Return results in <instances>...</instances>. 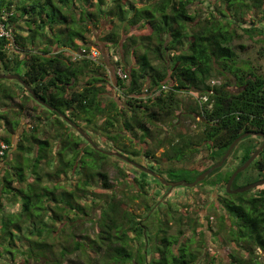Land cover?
Wrapping results in <instances>:
<instances>
[{"label": "trees", "instance_id": "trees-1", "mask_svg": "<svg viewBox=\"0 0 264 264\" xmlns=\"http://www.w3.org/2000/svg\"><path fill=\"white\" fill-rule=\"evenodd\" d=\"M196 3L202 1L0 0V22L11 29L13 42L0 38V74L17 75L25 84L0 79V144L6 145L0 155V258L24 264H215L199 216L183 217L162 203L169 188L161 197L151 194L159 181L135 168L133 196H118L103 171L110 157L60 117L90 131L108 151L128 160L148 158L154 165L148 167L170 181H194L244 132L264 136V74L248 62L238 65L233 47L241 33L264 44V0H214L203 16L190 12ZM94 40L120 51L117 65H127L126 80L114 76L113 82L105 61L75 57ZM258 55L264 56V45ZM224 74L232 77L233 90L227 82L210 85ZM162 85L169 89L156 97L144 93ZM180 94L198 96L185 115ZM201 96L207 101L199 104ZM25 115L37 124L17 133ZM182 118H190L196 131L158 139L161 125L174 128ZM42 122L50 131H40ZM44 131L48 136L38 137ZM249 137L197 184L219 193L223 214L216 230H208L214 243L229 247L228 264H263L264 185L236 194L225 190L232 172L263 142ZM232 160L237 166L230 168ZM251 166L264 178V148ZM249 167L231 189L244 186L237 182ZM118 174L117 185L130 187L127 173L118 168ZM60 176L75 183L65 190L56 182ZM133 200L142 203V215L131 210Z\"/></svg>", "mask_w": 264, "mask_h": 264}, {"label": "rangeland", "instance_id": "rangeland-1", "mask_svg": "<svg viewBox=\"0 0 264 264\" xmlns=\"http://www.w3.org/2000/svg\"><path fill=\"white\" fill-rule=\"evenodd\" d=\"M198 1L199 2L202 1V3L201 4L200 3L193 4L190 6L189 9H190V12L196 11L197 15L203 16L204 14H206V11L208 9H211V7L209 8V6H210L209 4L212 3L214 0H198ZM243 27H247V26H243ZM238 32L241 33L240 30H238ZM23 35H25L24 32H23ZM260 39L261 38L258 36H255L253 39H249L246 35L241 33L240 38L233 42V47L236 48V51L238 53V65H244L246 62H248L249 64H251V66L255 67L256 69L259 70V72L264 74V56L258 55L259 48L262 47V45H264V44H261L258 42ZM95 45H97L103 51V54H104V60L103 61H105V62H107V64H109V66L107 68V75L110 76L111 80L114 82L115 77L112 73L113 66L111 65V61L108 59L106 52H107V50L113 51L116 55L120 56V51L119 50L117 51L115 48L106 49L103 44L98 42V40H94V46ZM239 45H243L245 47L244 51H239V50H241V49L237 48ZM122 65L127 66L124 63H122ZM109 72H110V74H109ZM222 82L229 83L231 90H233V88H232L233 87V79L228 74H224V76H213L209 83L211 86H217V85H220ZM110 95H112V96L116 95V90L110 89ZM189 97H190V95L180 94V98L182 100L180 112H182L184 115L186 113L185 108H187L189 104H191V105L195 104V100L197 99L198 96H197V94H194L193 96H191V97H193V99H190ZM36 124L37 123L34 121V119L31 116L25 115L21 119V128L18 130L17 133H19L21 131V129H24V130L29 132L30 128L34 127ZM39 128H40V131H43L42 129H46L45 131H50V130H47L48 127H46L45 122H42V124L39 125ZM160 128H161V131L163 133L162 137L164 139H169L170 136L173 135L174 133H180V132H183L184 130L187 131V133H188V131H190V132L196 131L195 123L190 118L180 119L174 128L171 126V124L161 125ZM45 131L43 132V134L38 133V137L44 138V137L48 136V132H45ZM83 131L93 141V143L96 141L100 142L99 143L100 149H102V147H103L108 151V145L104 141L99 140L98 138H96V136H94V138H92V136H91L92 133L88 130H83ZM0 133H2V129H0ZM53 134H54L53 132L50 133L51 136H53ZM72 137L76 138L75 135ZM250 137L252 138V136H250ZM250 137H249V139H250ZM251 140H253V139H251ZM11 141H12V145L8 149L9 157H11L13 152H14V147H15V144L17 141V135L16 134L12 137ZM53 142L54 141L51 140V143H53ZM153 143L150 144V146H152ZM240 143H241V141L238 142V145ZM153 146L154 147L157 146V143H154ZM159 153H160V151L157 153V155ZM108 157H110V158L105 159V161H103V162H105L104 167H103V171L107 174L108 184L110 186L112 185L113 188L117 189L118 196H119V194L120 195L123 194L128 198L132 197L134 194V190H135L134 188L137 186V184L133 181V177L134 176L137 177V174H135L131 170L132 167L129 164L125 163L124 161L117 159L116 157H113V156H108ZM133 161H135L139 164L149 163V159H147L145 157H140L137 159L134 158ZM0 166H1L0 167V174H1L3 172L2 170L4 168V166L1 164V162H0ZM235 166H237V162L235 160H232V164L229 167L232 168ZM118 168L123 169L127 173V176H125V177H126L127 182L131 184L130 187H127L125 185V183H123L121 185H117V180L119 179L118 176H120L118 174ZM261 175H262L261 173H259L256 169L253 168V166H251V167H249V169L245 173H243L241 175L237 184L238 185H244V186L248 185V184L253 183L255 181L261 180V178H259ZM60 177L61 178L58 179L56 182L60 183L62 185V188L65 190L68 189V186L71 183H75V181L72 179H68V178H65L63 176H60ZM164 179L166 181H170V180H167L166 176ZM262 179H264V178H262ZM153 183L158 184L157 182H153ZM48 184H49V186H51V183H48ZM132 185L134 186V188ZM99 187H101L100 183H99ZM150 191H151L150 192L151 194L153 192L158 191V193H159L158 195L161 196L162 193L166 191V188L160 187V186L155 188V186H153V189H150ZM58 192L60 194V191H58ZM59 194H57V195H59ZM218 194L219 193L217 191H214L213 187L210 186L208 183L200 185V186L196 185L193 188H186L184 186H179V187H175L173 189H169L168 193L163 198H161L160 201L163 203L166 200V202L173 207L172 210L173 211L177 210L178 213L183 217L184 216H197V217L199 216L200 222L204 226L206 243H207L208 248L210 249L209 253L214 252L217 255L216 260H215V264H228L227 253L230 251L229 247L225 246L224 244L222 245L220 242H217L216 240L214 243V236L212 234V231H215L217 226L219 225L218 216L220 214H223V212H221L219 210V208H217L218 204L216 203V199H217ZM85 201H86V203H88L90 205L93 203L91 198H88V200H85ZM2 203L6 207V209L9 208V204L7 203V201L5 199L2 200ZM82 203H83V201L80 202V204H82ZM129 205H130L131 210L134 213H136L137 215L143 214V206H142V203L140 201L133 200V202H131ZM165 207H167V206L165 205ZM94 215L96 216V214H94ZM80 223L83 224V222H80ZM209 225L212 226L211 232L208 230ZM82 227L84 229H88V228H90V225L86 224V225H83ZM174 231H176L175 228H174ZM258 253L260 255L261 262L264 264V254L261 253L260 251ZM6 258L9 259V256H7ZM6 258L5 259L0 258V264H24V262L19 261V259H16L14 262L9 263V261L6 260ZM30 264H35V263H30Z\"/></svg>", "mask_w": 264, "mask_h": 264}, {"label": "water", "instance_id": "water-1", "mask_svg": "<svg viewBox=\"0 0 264 264\" xmlns=\"http://www.w3.org/2000/svg\"><path fill=\"white\" fill-rule=\"evenodd\" d=\"M0 79L2 80H14L17 81L19 84H21L22 86H25L24 82L17 76L14 74H0ZM61 119L67 123L68 126H70L71 128H73L93 149L97 150L98 152L107 155V156H114L117 158H120L121 160H124L126 162H130L126 157L122 156L121 154H119L118 152L115 151H107V150H103L100 149L99 147H97L93 141L84 133V131L76 124H73L68 118H66L65 116L61 115L60 116ZM248 136H255V137H261L263 139V142L261 144V146L252 153V155L243 163V165L237 167L232 174L230 175L227 183H226V187L225 190L227 193L230 194H236V193H243L246 192L248 190L260 187L264 185V179L255 181L253 183H250L246 186L237 188V189H231V185L233 180L235 179V177L243 172L244 170H246L249 165L257 158V156L261 153V151L264 148V136L261 133H256V132H244L241 135H239L236 139H234L232 141V143L229 145L228 149L226 150V152L224 153V155L222 156L221 160L212 165L211 167H209L207 170H205L203 173H201L200 175H198L194 181L192 182H186L184 180L181 181H166L164 178L154 174L153 172L147 170L146 168L142 167L141 165H138L134 162H130L134 167H136L139 170L148 172L150 174H152V176L154 178H156L163 186L168 187L169 189H173L175 187H179V186H184L186 188H193L194 186H196L198 183L202 182L212 171H214L217 168H220L225 161L227 160V158L229 157L230 153L232 152V150L234 149V147L238 144L239 141H241L242 139H244L245 137Z\"/></svg>", "mask_w": 264, "mask_h": 264}, {"label": "built area", "instance_id": "built-area-1", "mask_svg": "<svg viewBox=\"0 0 264 264\" xmlns=\"http://www.w3.org/2000/svg\"><path fill=\"white\" fill-rule=\"evenodd\" d=\"M3 37L9 41L10 45H13L11 29L3 25L0 22V38H3ZM75 57H77L78 59L84 58L96 64L101 63V61L104 60V54L102 53V51L99 48L94 47V46H91L88 49H85V48L81 49V51L77 53ZM107 57L111 61V65L113 66V69H112L113 75L122 80H126L128 78V75L125 69H123L122 65H117V63L120 61V57L116 55L113 51H108ZM168 89H169L168 86L162 85L160 88L154 87L153 89H150V90H148V88H145L144 93H147L151 97H156L160 95L161 91H167ZM205 100L206 98L202 97L199 99V102L205 101ZM5 149H6V145L1 143L0 144V155H3Z\"/></svg>", "mask_w": 264, "mask_h": 264}, {"label": "flooded vegetation", "instance_id": "flooded-vegetation-1", "mask_svg": "<svg viewBox=\"0 0 264 264\" xmlns=\"http://www.w3.org/2000/svg\"><path fill=\"white\" fill-rule=\"evenodd\" d=\"M202 97H205L206 98V100L205 101H207V96H201L200 98H202ZM200 98H198V103H199V99ZM205 101H203V102H205ZM200 104V103H199ZM196 121H199V118L198 117H196ZM162 135H163V133H161V136H159V140H163L164 138L162 137ZM150 144H152V143H150ZM153 145H154V143H153ZM141 157H143V156H141ZM140 158V157H139ZM148 159V158H147ZM130 162H134V163H136V164H138V165H141L142 167H144V168H146L147 170H149V171H151V172H153L154 174H156V175H158L157 173H156V171L154 170V169H150L148 166H154L153 165V163L152 162H150V160H149V163H144V164H139V163H137V162H135V161H133V160H129ZM130 162H126L127 164H129L132 168H135V169H137L136 167H134ZM138 171H141V172H144V173H146L147 175H149L151 178H154L153 176H152V174H150V173H148V172H145V171H142V170H139V169H137ZM159 176V175H158ZM160 177H162V176H160ZM162 178H164V177H162ZM154 179H156V178H154ZM157 180V179H156ZM160 183V182H159ZM133 186V185H132ZM153 186H155V188L156 187H158V186H160V187H165V186H163L161 183L160 184H154V183H152V187ZM167 188V187H166ZM156 192H158V191H156ZM164 193V192H163ZM163 193H162V195H163ZM161 195V196H162ZM160 196V197H161ZM161 198H163V197H161ZM161 198H160V200H161Z\"/></svg>", "mask_w": 264, "mask_h": 264}]
</instances>
